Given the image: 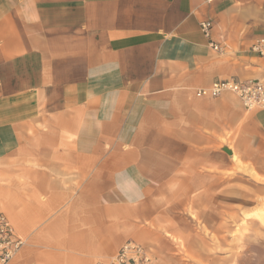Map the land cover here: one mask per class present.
I'll list each match as a JSON object with an SVG mask.
<instances>
[{
    "label": "crops",
    "instance_id": "1",
    "mask_svg": "<svg viewBox=\"0 0 264 264\" xmlns=\"http://www.w3.org/2000/svg\"><path fill=\"white\" fill-rule=\"evenodd\" d=\"M260 39L264 0H0V213L25 240L10 264L128 242L151 264L211 257L217 195L264 188V111L196 91L264 80Z\"/></svg>",
    "mask_w": 264,
    "mask_h": 264
},
{
    "label": "rangeland",
    "instance_id": "2",
    "mask_svg": "<svg viewBox=\"0 0 264 264\" xmlns=\"http://www.w3.org/2000/svg\"><path fill=\"white\" fill-rule=\"evenodd\" d=\"M244 189L246 193L235 194L232 197L217 195L216 224L210 228L202 225L201 230V240L204 239L203 237L211 239L208 252L211 257L191 256V262L195 264H264V229L261 225L264 219V188L254 190L258 188L244 187ZM210 230L214 231L210 232ZM257 237L260 240L259 242L257 240L256 244L253 241L258 239ZM204 244L205 242H201L202 248ZM261 257L263 260L261 259L260 262Z\"/></svg>",
    "mask_w": 264,
    "mask_h": 264
},
{
    "label": "built area",
    "instance_id": "3",
    "mask_svg": "<svg viewBox=\"0 0 264 264\" xmlns=\"http://www.w3.org/2000/svg\"><path fill=\"white\" fill-rule=\"evenodd\" d=\"M202 29L209 35L210 24L202 23ZM212 48L221 51L215 43ZM252 50L264 56V39L257 41ZM224 93L236 95L247 110L260 109L264 111V80L238 81L235 79L216 80L208 88L198 89V97L216 98ZM25 240L17 234L7 217L0 213V264H10L21 250ZM154 261L152 252L142 245L125 243L118 253L107 261L99 260L96 264H151Z\"/></svg>",
    "mask_w": 264,
    "mask_h": 264
},
{
    "label": "bare ground",
    "instance_id": "4",
    "mask_svg": "<svg viewBox=\"0 0 264 264\" xmlns=\"http://www.w3.org/2000/svg\"><path fill=\"white\" fill-rule=\"evenodd\" d=\"M262 215H263V214H262ZM263 218H264V216H263ZM261 225H263V229H264V219H263ZM260 227L262 228V226H260ZM260 227H259V230L261 229ZM263 231H264V230H263ZM255 232H257V231H255ZM252 233H253V232H252ZM250 234H251V233H250ZM250 234H249V235H250ZM255 234H257V233H255ZM263 234H264V233H263ZM255 236H258V235H255ZM249 237H250V236H249ZM259 237H260V236H259ZM259 237H257L258 239H255L256 242H255V240H254L253 242L257 244V240H258V242H259V240H260ZM247 238H248V237H247ZM255 238H256V237H255ZM251 240H252V239H251ZM249 241H250V240H249ZM262 242H263V241H262ZM263 244H264V243H263ZM263 244H262V245H263ZM256 247H257V246H256ZM258 247H259V246H258ZM260 248H261V247H260ZM260 248H259V249H260ZM261 250H262V249H261ZM263 257H264V256H263ZM261 259H262V257L260 258V262H261ZM262 260H263V259H262ZM255 262H257V261L255 260ZM262 263H263V262H262Z\"/></svg>",
    "mask_w": 264,
    "mask_h": 264
}]
</instances>
